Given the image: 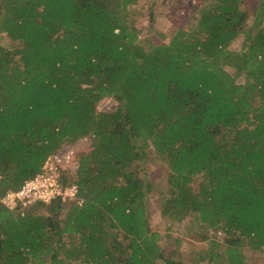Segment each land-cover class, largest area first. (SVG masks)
<instances>
[{
  "label": "trees",
  "instance_id": "1",
  "mask_svg": "<svg viewBox=\"0 0 264 264\" xmlns=\"http://www.w3.org/2000/svg\"><path fill=\"white\" fill-rule=\"evenodd\" d=\"M134 2L0 0V33L21 43L0 45V264H182L149 227L148 147L171 169L164 218L225 232L227 264H248L244 242L264 251V0L252 24L245 0H208L169 42L140 39ZM86 136L64 219L59 197L24 213L1 201Z\"/></svg>",
  "mask_w": 264,
  "mask_h": 264
},
{
  "label": "rangeland",
  "instance_id": "2",
  "mask_svg": "<svg viewBox=\"0 0 264 264\" xmlns=\"http://www.w3.org/2000/svg\"><path fill=\"white\" fill-rule=\"evenodd\" d=\"M207 2L208 0H136V2L128 5V17L138 27L140 39L149 37L157 41L159 40L158 33L162 32L167 36L165 41L169 42L179 28H183L186 32L191 31L198 21L200 9ZM260 2L261 0H245L243 9L248 15V24L253 23ZM243 43L244 34H241L232 42L230 48L240 52ZM0 45L19 47L21 43H14L5 33H0ZM246 80L247 77L244 74L238 78L240 83H245ZM115 106L116 101L112 97H106L98 103L97 108L98 110H105ZM92 138L93 136H86L72 144L66 143L58 152L62 155L71 153V156H74L73 164L79 163L81 155L90 151ZM146 151L147 154L139 175L153 183V191L147 198L148 222L152 231L158 235L157 242L164 255L167 258L176 259L182 264H218V259H221L223 264H227L225 260V249L227 248L225 232L204 227L195 219L193 213H188L181 220L173 219V216L166 218L162 216V202L169 196L168 177L171 169L153 147H148ZM65 165L67 168L61 174L66 179V183H71L73 181L72 174L76 172V169L71 163ZM198 183L195 182V185ZM30 206L26 207L25 210ZM70 207L71 203L65 202L56 217L64 219ZM65 238L68 239L69 237L66 235ZM214 240L220 243L218 247H214L212 243ZM124 242L127 246L128 242ZM213 249L214 251H212ZM241 251L248 264H264L263 250L255 249L244 242L241 244ZM215 253L224 254V258L217 257ZM203 256L206 257L202 259ZM158 264L166 263L159 261Z\"/></svg>",
  "mask_w": 264,
  "mask_h": 264
},
{
  "label": "built area",
  "instance_id": "3",
  "mask_svg": "<svg viewBox=\"0 0 264 264\" xmlns=\"http://www.w3.org/2000/svg\"><path fill=\"white\" fill-rule=\"evenodd\" d=\"M73 158L71 153L62 155L58 151L48 156L39 173L27 179L19 189L8 191L1 201L10 209H19L24 213L26 207L36 202L49 203L58 197L63 201L76 199L78 185L62 181L61 174L67 168L65 165L67 163H71L76 170L78 169L79 163L73 164ZM1 179L0 174V181Z\"/></svg>",
  "mask_w": 264,
  "mask_h": 264
}]
</instances>
